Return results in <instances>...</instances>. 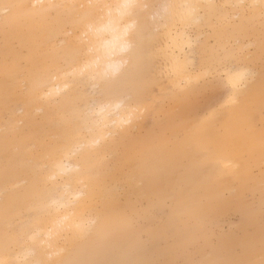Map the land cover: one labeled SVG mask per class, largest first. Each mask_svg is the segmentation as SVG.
<instances>
[{
    "label": "bare ground",
    "instance_id": "obj_1",
    "mask_svg": "<svg viewBox=\"0 0 264 264\" xmlns=\"http://www.w3.org/2000/svg\"><path fill=\"white\" fill-rule=\"evenodd\" d=\"M126 2L152 5L155 0H0L2 14H4L2 7L4 4L65 6L55 9L40 7L18 9L16 11L22 18V24L16 28L9 27L5 36L8 42L15 39L18 42V49H3L0 60V101L4 108H8L11 100L17 98L23 108V114L19 118L16 117V121L26 120L27 126L31 129L28 133L17 132L15 126L9 125L5 134V136L11 132L19 134L12 139L9 137L4 139L9 147H18L19 153L8 158L1 169L0 181L3 183L0 182V186H3V190L1 188L0 193L4 192L7 196L0 203V223L4 220V223L9 225L20 215V209L28 206L26 202L28 191H30L28 200L32 202V207L40 209L41 215L43 213L47 215L44 214L45 216L33 220L32 224L36 227L22 234V239L25 238L21 240L23 245L18 249H15L18 238L14 239L12 235H9L11 243L6 251V232L0 228V258L27 261L28 264H63L68 261H83L85 255L80 252L83 243L77 245L69 243L68 233L58 231L57 222L64 220L65 217L68 218L66 223L78 221L81 218L85 219L88 224L93 220L95 222L97 218H94L95 216L92 221L90 220L91 222H88V218L91 217L86 218L85 211L94 205L95 200L111 202L112 191L103 176L99 187L93 190L91 196L79 200L83 187V171L94 160L102 156L101 153L91 148L92 140L101 135L102 129L96 124V120L100 118L89 115L91 108H89L86 119L80 121L78 112L75 113L74 101L84 99L78 90L85 85H93V88L102 87L100 100L105 98V73L128 59L124 33L130 26H134V40L144 60H150L154 64L157 76L161 71L164 73L160 86L156 89L157 92L171 85L169 73L176 64H183L187 55L195 52V47L198 52L209 47V38L213 39V44L217 48L242 53L238 67L249 73L245 93L249 102L248 118L257 129H259L258 125L264 122V66L259 76L256 77L252 75L250 68L243 64L248 60L247 53H244L251 43L258 46L256 48L261 54L264 49L262 0H160L157 2H160L159 10L162 13L158 14L161 15V20L156 16L158 22H155L156 17L150 16V11L152 12L150 9L153 8L138 9L135 16L129 17L121 15L115 8L109 10L87 7L88 5H116ZM182 4H196L203 7L198 10L195 19L188 15L186 9L164 7ZM81 5L85 7H79ZM241 5L244 7H239ZM148 10H150L149 13H147ZM2 19L0 17V21ZM152 21L155 23V26L153 25L155 32L147 36L143 27L146 23H153ZM88 24L91 25L90 29L86 27ZM3 25L2 20L0 26ZM154 30L152 28V31ZM193 30L196 33H192ZM202 30L204 33L208 32L207 39L203 41L200 39ZM62 33L66 37L63 44L58 45L59 41L57 42L56 38ZM17 50L19 53L16 52ZM81 51L93 63L90 72L83 77L73 74L74 66L82 62ZM259 57L260 55L254 54L255 59ZM6 60L11 69L7 76L5 74ZM20 81L27 85L25 91H18V85H25L19 84ZM37 83L52 93L50 99L39 98L35 88ZM65 84L67 88L64 87ZM57 89H63V91L58 92ZM61 94L63 95L58 98L56 105L54 99ZM172 98L175 100L176 107L174 108H177L181 103L176 97ZM50 107L56 110L53 114L56 117L54 120L51 117L47 126L46 124H30V116L34 110L40 108L47 110ZM174 108L173 110L176 111ZM110 111L113 114L118 111L115 104L112 105ZM50 114H52L51 111ZM181 120L182 118L178 122L166 123L158 132H150L146 134V137L149 139L161 137L177 126ZM15 122L12 121V123ZM83 128L88 129V133H84ZM241 133H244L243 128H241ZM46 138L50 140L49 143H45L44 150L36 153V158L41 159L45 165L44 170L39 171L35 178L33 175L28 178L24 177V174H31V172L21 170L18 163L26 159L28 142L32 141L39 145L40 141H45ZM65 138L68 141V148L60 155L61 167L55 171L49 154V145L58 139ZM1 145L0 136V147ZM75 156L79 157L75 158ZM30 158H35V155L32 154ZM228 158L226 154L217 156V159L222 162H227ZM122 162L124 165H129L125 157L122 158ZM253 168L259 170L258 174L252 172V174L242 175L240 179L216 182L215 187L203 193L204 202L210 205L211 219L221 217L234 203L237 204L244 218V233L239 238H233L227 242L222 240V244L216 248L213 247L208 255H204V250L203 257L201 256L203 264L205 261L214 260L259 261L261 258V238L264 234L261 208L264 207V174L261 172L258 156ZM21 176L26 180V185L20 184L23 181ZM123 180L128 183L130 189H134L133 191H148L153 184L163 182L166 185L177 186L181 180L184 181L186 187L194 188L203 180V177L194 174L182 177L175 172L163 176H152L130 166V171L123 176ZM8 181L9 189L4 187ZM22 190H26L27 193ZM246 191L252 194L263 193L258 207L245 200L244 192ZM68 196L73 198L75 206L69 207ZM150 197L153 200L152 205L157 207H162L166 200L170 201L171 217L178 220V229L174 230L177 238L170 248L173 256V253L177 254L180 247H185L198 238L193 239V234L189 231L191 219L189 203L178 196L173 197L154 192H150ZM196 264H199V261Z\"/></svg>",
    "mask_w": 264,
    "mask_h": 264
},
{
    "label": "snow or ice",
    "instance_id": "obj_2",
    "mask_svg": "<svg viewBox=\"0 0 264 264\" xmlns=\"http://www.w3.org/2000/svg\"><path fill=\"white\" fill-rule=\"evenodd\" d=\"M3 23L5 31L9 27H20L22 18L16 11L25 7L55 9L62 5L4 4ZM76 7V6H72ZM79 7H85L83 5ZM89 8L117 9L121 15L135 16L138 9H150L156 5H141L126 2L116 5H88ZM164 7H178L188 10L195 19L201 5L182 4ZM239 7H244L243 5ZM264 16V0L261 2ZM88 29L91 25H86ZM128 59L122 61L105 73V98L93 103L89 115L98 117L101 135L94 138L91 148L102 156L94 160L82 173L83 187L80 195L91 196L100 185L105 169L110 166L113 156L127 159L130 166L152 176H163L170 172L182 177L194 174L203 177L196 185L185 186L181 180L177 186L157 183L148 191L122 193L112 198L104 214V226L93 231L91 225L81 218L66 223L67 217L58 221L56 228L68 233L67 239L73 245L88 243L95 251L108 250L113 242L124 237L129 241L127 254L135 253L144 239V233L150 228L149 210L150 192L180 197L189 203L191 219L189 231L193 239L202 237L213 243L210 230V205L202 198L205 191L215 187L216 182L240 179L244 174L254 172V162L259 157L261 172L264 174V122L259 129L248 118L249 102L245 93L249 73L238 67L242 53L217 48L209 41V47L200 52L190 53L183 64H176L169 73L172 81L167 89L157 92L164 73L156 75V68L147 64L134 40V26L125 30ZM82 62L74 66L73 74L81 77L90 72L93 63L81 51ZM11 71L5 62V74ZM59 78V77H57ZM67 88V84L64 86ZM36 91L40 99H50L52 93L37 83ZM221 102L211 111H203L201 105L205 98L220 93ZM63 91V89H57ZM169 97H176L183 106V119L177 126L161 137L149 139L145 135L147 123L157 118L160 108ZM115 104L118 111L110 109ZM241 128L244 133H241ZM68 148L67 139H58L49 145V154L53 169L61 167L60 155ZM226 154L227 162L217 159ZM10 238L5 237V249L10 246ZM261 258L256 260H214L204 264H264V234L261 238ZM0 264H28L27 261L0 258ZM63 264H151L139 259L68 261Z\"/></svg>",
    "mask_w": 264,
    "mask_h": 264
},
{
    "label": "rangeland",
    "instance_id": "obj_3",
    "mask_svg": "<svg viewBox=\"0 0 264 264\" xmlns=\"http://www.w3.org/2000/svg\"><path fill=\"white\" fill-rule=\"evenodd\" d=\"M157 1H160V0H155V2L153 4L155 5V3H156V6H158V7L150 9V10H152L153 13L150 10H148L147 13H149V11H150V14H151L150 16H152V18L153 17L155 18L156 16H158L160 19L161 15H158V14H161L162 12L159 10L160 9V7H159L160 2H157ZM0 17H1V19L3 17L2 11L0 12ZM158 17H156L155 22H158L157 21ZM152 18H151V20H152ZM2 20L0 21V23L2 22ZM152 22L153 23H146L143 27L144 33L147 36H150L155 32V30H154L155 29V27H154L155 23H154V21H152ZM148 24H150L151 26L150 25L148 26ZM150 27H152L154 31H152V28L150 29ZM0 28L2 29V30H0V60H1L3 49L4 48H6L8 50L18 49V42L15 39H12V41H10V42L6 41L5 36H6L7 32L5 31L4 25L0 26ZM63 33H64V31H63ZM63 33L59 37L56 38V41L60 42V43L59 42L57 43L58 45H62L63 44L62 42H64L63 40H65L66 36H64ZM192 33H196L195 30H193ZM205 33L203 30L200 32L201 41H203L204 39H207L206 37H208V32H205ZM210 40L213 42V39L209 38L208 41H210ZM263 46H264V44H263ZM256 47H258V46L256 44H252V43H251V45H249V47L247 46V49H246L244 54L247 53L246 56H248L247 57L248 60H247V62H243V64H245L246 66H248L250 68L253 76L258 77L261 69L264 66V49L262 50V54H261L260 50H257ZM22 50H23V52H25V50L23 48H22ZM16 52L19 53V50H17ZM195 52L198 53L197 47H195ZM255 53H256V55H260V57L255 59L254 58ZM145 62L147 64L154 66V64H152V62H150V60H146ZM156 75H158V74H156ZM20 83L25 84L22 81H20L19 84ZM18 87L19 88L22 87L20 89L18 88L19 92L25 91L27 88V85L26 84L25 85H18ZM101 90H102V87L101 88L100 87L99 88H93V85H85L84 87H82L81 89L78 90L81 93V95L84 96V99H81L82 101L80 99L79 100L77 99L74 101L75 113L78 112L79 117H80V121H82L83 119H86V117L89 113V108L92 107L93 103L96 102L97 100H100V98H102V96H100ZM62 95L63 94L59 95L58 97H56L54 99V100H56V105L58 103V98H60ZM222 95H223V90H221L220 93H216V94L210 95L207 98H205L202 105H201L202 110L210 112L211 109L216 104L221 102ZM85 96H86V98H85ZM174 101L175 100L172 97H169L168 100L164 104H162L160 111H159V115L157 116V118L152 120V121H149L147 123V127L145 128V135L150 133V132H154V133L158 132L159 129L162 126H164L166 123L168 124L169 122H172V123L178 122L180 120V118L183 119V113H184L183 106L180 104L179 106H177V108H174V107H176ZM21 108H22L21 104H19V102L17 101V98H13L11 100L10 107H8V108H4L2 106V102L0 101V115H1L0 116V127H1L0 128V136H1V144H2L0 147V150H1V152H0V177H1L2 166L6 164L8 158L19 153L18 147H12V146L9 147L7 145V143L4 141V139L6 137H9V139H12L13 137H16L19 135V134H16L14 132H11V133H8L7 136H5V134L7 133L6 132L7 128L9 127V125L10 126L12 125L13 127L15 126V130L17 132H23V133H28L31 129L30 127L27 126L28 122L26 120H24V121L20 120V122L16 121L17 118H19V116L21 114H23L22 113L23 108L22 109ZM173 108L176 109V111L173 110ZM50 111L52 114H50ZM55 113H56V110L55 109L53 110L51 107H50V109H47V110H44V108L34 110L30 116V118H31L30 124H33V125L46 124V126H47V123L49 122L50 118L52 117V119L54 120V118L56 117L53 115ZM12 121H14V122L16 121V122L12 123ZM58 121H59V119H58ZM260 125H261V123L258 125V128L260 127ZM83 131H84V133H88V129L83 128ZM50 138L53 140L52 137H50ZM49 141L50 140L46 138L45 141H40L39 145L35 144V142H32V141L28 142V147L26 148V152H27L26 159L22 163H18V167L21 170H23V171L29 170L31 172V174L30 173L24 174L23 175L24 177L28 178V177H31L33 175V177L35 178V175H37V173H39V171L44 170L43 167H45V165H43L41 159L36 158V153H40L42 150H44L45 149V143H49ZM79 152L77 153V155L79 154ZM30 154L35 155V158L31 159ZM76 157L78 158L79 156H75V158ZM122 158H124V157L120 156V155L113 156L111 159V162H110V166L108 167L110 169H108V168L105 169V172L103 175L104 181L106 182V184L110 185V188L112 191V193H111L112 198L119 195V194H122V193H136V192L141 191V190L133 191L134 189H130V187L128 186V183H126V181L123 180V176L126 173H129L130 166L124 165L122 162ZM32 166H35V167L32 168ZM33 169H35V170H33ZM258 172H259V170L254 169V174H258ZM23 176L20 177L21 180L23 179V181L20 184L26 185V180H24ZM36 179H37V177H36ZM123 181H125V182H123ZM1 183H3V182H1ZM159 183H163V182H159ZM9 184L10 183L8 181V183L6 185H4V187H8V189H9ZM2 187L0 186V189ZM8 189L7 188L5 189V190H7V193H8ZM2 190H3V188H2ZM131 190H132V192H130ZM22 192H26V190H22ZM29 194H30V191H28V193H27L28 196L26 197V202H27L28 206L20 209V212H21L20 215L18 217H16L11 223H9V225H8V223L5 224L4 220H2L0 223L1 230L3 232L4 231L6 232L5 236L6 235H8V236L12 235L14 239L18 238V244L15 245V249H18L19 247H21L23 245L21 240H24L25 237H23V239H22V234L27 232V231L32 230L33 227H36L35 224H32L33 220L36 219L37 217H42V216L47 215L45 213H43L41 215L40 209L32 207V202L30 200H28ZM262 195H263V193H261V192H257L255 194H252V193L247 192V191L244 192L245 200L249 204H253L256 207L259 206V200L261 199ZM6 196H7L6 193H4V192H3V194L0 193V203H2L5 200ZM68 197H69L68 204H70L69 207L75 206L76 203H73V201H74L73 198L70 196H68ZM83 199H84L83 196H81L79 198V200H83ZM152 201L153 200L150 198V201H149V210L151 213L150 228L147 229L145 231V233L143 234L144 239H143L142 243L140 244V247L138 248V250L135 251V253H133L131 255L127 254L126 250L128 248L129 241L127 238L119 237L113 242L111 248H109L106 251H100V252L94 250L95 253L93 252L92 246L90 244L83 243L82 247H81V251H80L83 255H85L83 261L123 260V259L133 258V259L148 261V262H151V264H194V262L196 264V263H198V261H199V264H203V260L201 262V256L203 255L204 250L206 251L208 249L207 254L204 251V255H208L211 252L213 247L216 248L217 246L222 244V242H221L222 240L227 242L233 238H239L244 233L243 214L240 212V210H238L237 204L234 203L228 209V211L226 213H224L221 217H219L217 219H210V230H211L213 240H214L213 243H209L207 241H204L203 238L201 239L200 237H198L194 242L188 243L185 247H180L177 250V254L173 253V256H172V254L170 252V248L172 246V243L177 238L174 230L178 229V227H177L178 226V220L175 218L173 219V217H171V213H170L171 203H170V201L166 200L165 204L162 207L153 206ZM110 203L111 202L108 203L107 200H100V199L98 201L95 200V202L93 201V204L95 205V207H94V205H92L93 207L91 206L90 209L88 208V210L85 211V217L86 218H88V217L92 218V219L88 218V220H89L88 222H91L93 220L94 216H95L94 218L97 217L95 222L93 220L91 223H89L92 226L94 232L100 231L102 229V224L104 222L105 209ZM261 208L263 210L262 217L264 220V207H261ZM34 214H35V216H34ZM84 245H86V246H84ZM238 251H239V249H238ZM91 252H93V253H91ZM73 254H74V252H73ZM92 254L94 255V257ZM199 255H200V257H199Z\"/></svg>",
    "mask_w": 264,
    "mask_h": 264
}]
</instances>
